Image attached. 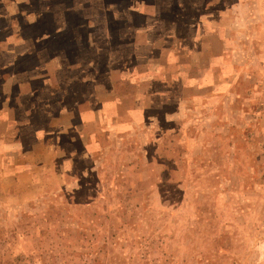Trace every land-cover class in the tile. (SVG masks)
<instances>
[{
  "label": "rangeland",
  "instance_id": "1",
  "mask_svg": "<svg viewBox=\"0 0 264 264\" xmlns=\"http://www.w3.org/2000/svg\"><path fill=\"white\" fill-rule=\"evenodd\" d=\"M211 1L0 0V47L9 41L14 60L0 70V264H264V0H233L228 30L197 36L202 50L185 40L180 69L189 79L170 83L166 102L137 115L135 128L123 116L113 135L89 130L93 146L83 145L88 129L64 128L63 120L80 118L75 109L85 98L76 85L56 88L67 50L49 49L65 45L64 31L54 35L52 24L58 33L64 17L79 21L73 10H121L127 42L134 27L144 29L146 9L173 10L151 18L154 35L166 34L159 46L171 43L172 27L187 31L200 21L194 13L221 6ZM96 37L107 43L91 54L101 71L114 65V52L128 56L130 46L113 51L109 39ZM21 38L49 47L52 74L44 64L34 68L45 61L35 51L18 55ZM214 51L223 58L212 82L203 74L193 84ZM13 65L38 75L19 91L6 79ZM86 100L83 108L92 104ZM134 103H150L144 88ZM83 117L91 126L92 115Z\"/></svg>",
  "mask_w": 264,
  "mask_h": 264
},
{
  "label": "crops",
  "instance_id": "2",
  "mask_svg": "<svg viewBox=\"0 0 264 264\" xmlns=\"http://www.w3.org/2000/svg\"><path fill=\"white\" fill-rule=\"evenodd\" d=\"M214 1L217 3L220 2L221 6H217L216 4V6H211L205 13H202V10L194 13V18L200 17V21H196L192 24L193 26L190 23H187L186 26L190 25L189 30L177 31L176 27H172L173 30L169 31L166 36V39H169L168 41L171 42L169 44L163 43L158 46L156 40L160 38L163 41L166 34L160 33L158 34V37L154 35L152 30L158 26V23L152 22L151 18L158 17L161 13L162 17H164V15L173 16L172 14H169V12H172L173 10H161V8L160 10H157L156 8L153 10L146 9L145 15L142 16L149 19H146V21L142 23V27L140 26V28L144 29L138 30L137 27H134L133 32L130 33V40L124 42L122 40V27L117 21L122 15L121 10H97L93 15L82 9L80 11H72V13L76 15V19H79L78 22H75L73 19L71 20L68 17H64V25L59 28L62 31L57 33L55 27L53 28L54 24H52L51 30L54 35H58L64 31L65 36H62L64 38V46L58 49H55L54 47L49 48L47 46H38L39 40L37 38H30L32 41H35L32 46H30L29 43H31V41H29L28 38H21V43L16 48L19 49L18 55H24L26 51L28 52L33 50L36 52L34 54L35 57L43 56L45 60L44 63L35 65L34 68L40 67L41 69L44 64L45 67H43L46 68L45 71L47 69L50 71L49 74H52L55 70V66L51 69L49 67L47 68L48 61L49 63L53 62L52 59L49 60V58H45L48 57L47 54L53 53L50 52V50H67L65 59L63 60L64 63L59 66L56 65L57 72L62 74L60 79L61 82H63V85L60 83L56 88L60 87L64 90L71 91L72 87H70V85H76L75 88H81V96L84 97L85 100L84 102L79 103L78 107L80 109H75V113L80 115V118L74 117L73 121H76L75 123H72L71 119H69L70 123L66 122L67 120H63V123L65 124L64 128L68 132L73 130L77 131L78 128L82 131V127L88 129L87 133L86 131L80 133L81 136L83 135V145L93 146L98 144V140L95 138V135L92 139H90L91 135L89 130L96 133L99 129H105L113 135L116 133L115 130L118 124H122L118 122L123 116V118H126L130 124L128 126L130 128H135L137 124L135 117L137 115L140 116L145 110H151L154 106L160 107L166 102L165 99L167 97L169 98V95L166 96L165 94H169L171 92V86L174 84L170 83L174 81L178 82L180 80L183 81L186 78L184 69H180L181 66H185V64L181 63L180 53L181 51H185L186 53V51L189 50L185 47V45H183L185 40L189 39L190 42H193L191 44H196L198 45L197 48L201 49L199 44L203 43V41H200V39L198 40L197 36L202 32L206 31L211 34L212 32H217L218 29H222V27H225V30H228L227 26L230 23L229 20L232 19V14L235 12L233 10L235 7L233 0H212L211 2ZM235 1H237L239 5H242L243 3H246V1L250 2L251 0ZM162 5L164 6L163 3ZM203 14H206L208 17L207 20L202 19ZM93 18L95 19V23L91 22V19ZM93 29H95L96 32L93 31ZM36 33L37 32H35L34 35H36ZM109 33H111L112 36H109ZM187 33H190L191 35L185 36ZM96 35L102 36L104 40L109 39L110 45H108V49H112L113 51L116 49L121 51L122 49L127 48L126 46H130V51L127 54L128 56L123 57L122 52L116 56L114 52V65L105 63L103 65V68L105 67V71H101V67H99V63L101 64L100 59L91 54L93 50H102L107 43H105V45L104 42L98 43ZM139 37L143 40L145 39V41H139ZM115 38L117 39L116 43L113 42ZM101 39L102 38H100V40ZM11 46L12 45L9 44V41L2 42L0 47V50L2 51L0 53V70H3L4 68H7L8 70V68H11V65L13 64V57H9V55L11 56ZM206 48H209V46H205V48H203V52ZM229 48L228 42L224 41V45H222L219 50L222 52L224 51L226 54ZM142 49H146L149 52H142ZM71 50H74L75 54L68 52ZM155 51L158 52L155 53ZM155 54H159V56L154 57ZM218 57L219 52L214 51V55L210 56L207 61L204 63L200 61V66L204 65L205 68L198 73L197 77L193 76V84L197 83L198 85V83H200L203 79L201 77L203 74H209V76H212V78L209 77L208 79H205L212 82L214 71L218 68L219 64H222L219 63V59L221 60L223 58V54L219 58ZM58 58L60 57H55L57 61ZM97 59L99 60L98 62ZM92 65L95 66V69L90 70L89 67ZM170 65L175 68V71H166L165 67ZM14 66L15 65L12 66V70ZM37 75L38 73H35L34 71L25 73L22 70H13V72H11V76L6 79L10 84L17 85L20 91L22 90L21 88H23L25 80H35ZM188 79L189 78L185 81ZM127 83L131 86V88H133L131 89L128 85H126ZM53 87H51V90ZM143 88L147 91V97L148 100H150V103H147L144 106L135 105V96L139 91L143 90ZM19 95H23V97H25L23 91H21ZM86 99H89V101L91 99L92 104L83 108L82 106L87 101ZM127 100L132 101L133 104L129 106L123 105L122 102H127ZM65 110L68 114H73L72 108H67ZM84 114L92 115V121H90L92 123L91 126H84ZM117 120L118 122H116ZM62 125V123H58V126L54 127L53 130L56 128L61 129Z\"/></svg>",
  "mask_w": 264,
  "mask_h": 264
}]
</instances>
